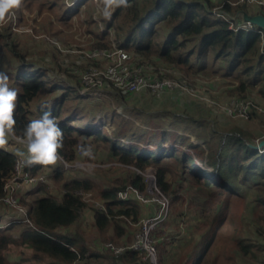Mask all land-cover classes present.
I'll return each mask as SVG.
<instances>
[{
  "label": "trees",
  "instance_id": "obj_1",
  "mask_svg": "<svg viewBox=\"0 0 264 264\" xmlns=\"http://www.w3.org/2000/svg\"><path fill=\"white\" fill-rule=\"evenodd\" d=\"M92 1L23 0L21 8L16 11L15 23L12 25L11 21L0 27V40H12L11 43L0 42L13 56L12 63L14 61L8 67L0 65V71L8 74L10 85L19 92L17 137L22 136L29 121L50 110L64 132L63 147L59 151L68 162L78 158L81 148L85 149L86 142L91 140L105 147L106 159L133 165L140 170L155 166L157 184L166 193L170 192L166 174L171 172V165L180 173L188 166L202 193L198 207L206 213L202 217L192 215L200 221L195 227L199 230L191 235L188 233L190 246L183 256L180 254L183 241L174 244L173 237L158 241L160 263L264 264V152L260 153L252 146L255 130L235 122L230 124L232 130L225 132L220 125L211 127L208 122L199 121L202 127L196 130L194 139L207 146V167L202 160L204 150L200 144L190 141L186 134L168 129L166 123L151 131L140 129L134 122L132 126L128 125L122 110L118 112L114 105L105 102V98L96 104H87L88 100L81 98L80 101L86 103L79 102L74 108L75 99L79 97L77 87L81 83L78 75L71 74L69 65L67 77L74 79L75 86L51 73L54 69H58L54 70L56 72L65 71L61 60L53 61L52 55L48 60L51 63L42 65L39 64L42 61L27 60L26 48L23 51L16 47L15 40L19 35L24 32L34 34V16L32 23L28 24L30 28L24 27L22 22L23 8L31 10L33 3L41 9L45 3L48 7L56 6L58 22H69L75 16L80 19V24L87 26L89 49L110 47L107 31L98 29L90 16L84 20L80 18ZM215 3L220 1L126 0V5L116 8L111 19L103 18V23L112 30L118 46L132 59L154 66L160 77L181 78L193 84L202 77H197L200 73L211 76L208 78L219 76L230 83L236 82L227 89L229 97L264 102V55L260 52V36L252 30L228 28V22L211 13ZM238 9L250 16L264 15V7L252 8L244 3L225 6V10L231 13ZM91 24L94 25L92 29ZM41 52L37 57L46 59ZM255 116L263 117L261 113L253 112L251 117ZM116 118L119 121L113 128ZM96 120L102 126L99 129ZM260 121L264 125L263 119ZM132 127L135 131L130 134L124 129ZM176 145L191 149L193 154ZM14 153L0 149V198L5 194L6 180L13 174ZM199 162L203 168L197 164ZM42 167L35 165L26 167V170L35 174ZM61 170H53V176L58 177ZM128 184L140 190L144 188V181L135 169L127 172L123 180L115 179L99 189V196L106 201L105 207L94 208L92 212L97 229L104 232L109 228L117 238L126 237L130 232L126 218L132 216L133 221L137 220L135 205L117 199V193ZM92 185L87 178L67 179L57 198L48 193L44 183L38 184V192L28 204L29 222L16 216L8 219V224L0 225V264H21L24 258L13 247L23 244L32 250V264H101L90 261L93 253L80 244L81 239L76 234L60 233V229L73 225L85 208V203L74 191L91 190ZM248 189H252L250 195ZM173 197L178 199L175 195ZM247 213L249 220L246 222ZM224 254L225 260L221 257ZM109 257L114 261L144 264L138 253L131 250ZM114 261L107 264H117Z\"/></svg>",
  "mask_w": 264,
  "mask_h": 264
},
{
  "label": "rangeland",
  "instance_id": "obj_2",
  "mask_svg": "<svg viewBox=\"0 0 264 264\" xmlns=\"http://www.w3.org/2000/svg\"><path fill=\"white\" fill-rule=\"evenodd\" d=\"M245 5L250 6L248 4ZM251 7L256 8L257 6ZM25 8L26 7L23 8L24 13L22 22L25 23L23 24V26L30 28L28 24L32 23L34 16L35 21L33 22L35 26V35L29 32L22 33L15 40L16 47H18L19 50L23 49V51H25L24 48H26L27 56L29 58L27 60L36 62L42 61L41 63H39L42 65H47L51 63L48 60L52 58V55L53 61L61 60L65 71L59 70L60 72H56L58 71V69H54L56 71L52 70L51 73L55 74L57 78H61V80H67L75 86L74 79L67 77V65H69V70L71 74L74 75H80L82 71L86 70L90 65H92V62L86 57H84L83 54V51L88 52L89 50L93 49H89L90 37L89 34L85 32L87 26L85 24L81 25L80 19H77L76 16L74 18H71L69 22H58L56 20V13L59 10L56 8V6L48 7L46 3L45 7L42 9L36 5L34 6V3L31 10L27 8V11ZM95 11L96 2H94L93 0L92 3H90L89 6L83 11L86 13H83L80 18L84 20V18L90 16L94 22V25L99 29L100 23L94 19ZM242 15L243 13H240L238 19H242ZM101 21L102 24H104L103 17H101ZM13 24L14 23L12 22V25ZM94 25L91 24L90 29H92ZM112 35H108L109 39L110 37H112ZM0 42L11 43L12 40L2 39L0 40ZM1 43L0 65L8 67V65L14 63V61L13 63L11 61V58H13V56L8 54V50H6ZM41 51L44 52L42 55L46 59L41 60V58L37 57L39 53H42ZM32 54L35 55L34 58L31 56ZM101 63L102 62H94L96 66H100ZM200 76L202 77L198 78V81H196V83H193L192 85L197 87L201 91H203V89L207 91L206 93L209 95V98L214 102L211 103L213 105L212 108L222 112L223 118L225 120L230 121L231 124L237 122L240 123V125L249 126V129L251 130H255V133L253 134L252 138L253 144H255L256 139L260 141L264 140V125L260 121V119H263L264 121V102L258 99L257 101L253 100L262 110H252L248 119L228 116L224 112V110H222L217 104H226L232 98L231 96H228L227 89L236 82L230 83L228 79H222L219 76H216L214 78H208L211 76L204 73H200V75H198L197 77ZM230 80L233 81L231 78ZM81 98L88 100L87 104H96L98 101L105 98V102H109L110 104L114 105L115 109L118 110V112L122 110L121 106L124 105L120 92L116 91L113 87L109 86H106L103 89L102 94L96 97H76V104L74 105V108L79 105V102H81L82 105L86 103L85 100L80 101ZM125 101L127 103L126 107H123V110L121 112H124L122 116H124L128 125L132 126V122H134L140 129H146L148 131H151L155 130L157 126L166 123L169 119L175 124L180 121L178 120V118L180 117L178 115L174 117L175 115H172L167 111L161 114V112L157 111L158 107L154 106V103L152 102L146 104V106L148 107V112H142L140 115L139 112L135 109V107L140 109L139 105H133L128 97H125ZM253 112L261 113L263 117L261 118L259 116H255L253 118L251 117ZM198 117L200 118L201 116ZM195 118L198 119L197 117ZM208 119V123L211 127L219 126V121H217L215 118L208 117ZM118 121V118H116L113 122V128L117 127ZM97 124L98 120H96V126ZM200 127H202L201 124H190V126L186 128L183 126L180 128H176L175 126H167L168 129H173L179 134H182V132L185 131L187 133L186 136L189 137L190 141L198 145L200 144V146L204 150L202 160L203 163L206 165L207 157L205 154L207 146L202 144L200 141L194 139L195 132ZM219 127L225 132L232 130L230 124H221ZM124 129L127 131L128 134L135 131L134 127L130 129ZM178 130L180 132H178ZM17 138L18 139L16 141L9 142L7 150L14 151V148L16 150L23 149V145L19 142V137ZM85 149H90L89 155H84L81 152L79 157L73 160L72 162L66 161L61 156L62 160L55 167L43 166L42 169L37 171V173L35 174H32L31 172L26 170V167L21 168L18 167L17 164V167L15 169L14 166L13 174L6 180L5 194L2 198H0V219H2L0 225L8 224V219L14 218L16 216L19 220L29 222L27 218L28 204L31 202V199L37 194L38 191H36V186L38 184L44 183L46 185L48 193L52 196L54 195L55 197L59 198L63 189L62 184L65 180L70 178H87L88 180L92 181L93 188L87 191L81 189H77L74 191V193L80 196L81 200L85 203V208L80 212L78 220L74 223L77 225H75L67 233L65 231L68 230L69 227L65 229H60V233L63 232L61 234H76L81 239L80 244L86 246L87 249L90 251L91 243L96 242L99 244V247L101 246L102 250H100L102 252L108 255L118 256L110 253L109 251H106L104 249V244L112 243L115 246H122L133 243L136 239V235L139 232L140 220L150 214H153L159 208L158 202L153 200V198H158L159 196H162L168 201L167 216L152 231L151 234V241L155 245L158 264H161L159 260L160 252L158 245V241L161 239L170 240V237H173L175 240L174 244L183 241L184 246L182 245L183 247H181L180 253L181 256H183L190 246L189 240L191 239L189 238L187 240V235H191V232H196L199 230L195 229V227L200 224V221L192 218V215L196 214L202 217V215L206 213V210L198 207L197 202L198 199L200 200L202 193L197 183L193 181L188 166H186L185 170L180 173V171L174 169V165H171V172H168L166 174V185L169 187L170 192L166 193L162 191L157 184L155 166L150 165L145 167L144 170H140L139 168H135L133 165H126L113 159H106V157H104L105 147L103 145H97L96 142L91 140L86 142ZM188 150L191 154H193L191 149L188 148ZM18 159L19 157L16 158V160ZM201 168H203V166ZM55 169L63 170H61L58 177L53 176V170ZM134 169L139 175H141L144 181V188L140 190L139 188L133 187L130 184L124 187L123 190H131V187L136 188L138 190H136L138 197L133 193H129L127 197L123 199L118 195L120 191L117 193V199L128 201L132 205H135V211L137 212V220L133 221L132 216L126 218V222L129 226L130 232L127 234L126 240L121 241L119 238L114 237L112 233H109V228L106 231L101 232L94 225L93 219L87 220V218L89 217V213L93 212L94 208L103 209V207H105L106 201L99 196V189L106 187L115 179L120 181L123 180V178L127 176V172H131ZM25 174H27L28 177L32 178L31 182H26L27 178L25 177ZM251 190L252 189L247 190V193L249 195L252 192ZM173 195L177 196L178 199L175 200ZM248 220L249 216L247 213V215L245 216V221L247 222ZM189 227L190 229L187 230V228ZM161 236H163V238ZM186 240L187 242H185ZM13 250L18 252V254H20L22 258H24L21 264H32V250L30 248L23 244L14 246ZM138 256L142 263L147 264L145 260L142 259V253H138ZM221 257L225 260V254Z\"/></svg>",
  "mask_w": 264,
  "mask_h": 264
},
{
  "label": "built area",
  "instance_id": "obj_3",
  "mask_svg": "<svg viewBox=\"0 0 264 264\" xmlns=\"http://www.w3.org/2000/svg\"><path fill=\"white\" fill-rule=\"evenodd\" d=\"M219 1L220 3H215L211 7V13H213L217 18L228 22V28L233 31L242 29L245 31L252 30L258 33L260 36V52L264 55V30L250 22L247 19L249 15L244 11L238 9L234 13H231L225 10L226 4L235 6L237 4L244 3L250 6L264 7V0ZM94 2H96L94 19L100 23L99 29L101 31L105 30L112 35V30L106 28V26L102 24L101 17L103 16L97 6V0H94ZM240 13H243L242 19H238ZM13 23H15V20H13ZM83 54L88 60L102 63L100 66L92 64L86 70L82 71L80 75L77 74L81 83L80 87H77V91L78 95L81 97H96L102 94V91L106 86H109L113 87L116 91L125 94H133L140 90H147L155 96L160 95L164 91L175 89L182 94H186L191 98L197 99L209 105L214 103L209 98L206 90L203 89V92L191 83H188V81L181 78L176 79L160 77L154 66L138 59H132L131 55L127 51L118 46L113 37H110V47L94 48L88 52L83 51ZM217 105L224 110L228 116L243 119H248L251 111L254 109L259 111L262 110L250 98L232 97L226 104ZM101 127V125H97L98 129ZM261 141L256 139L255 144L252 146L260 153H263L264 146H260ZM165 145L170 146L169 144ZM176 146L183 148L181 145ZM183 149L189 151L188 148ZM19 161L20 158L15 160V169ZM197 164L202 167L200 163ZM25 177L27 178L26 182L32 181V178L28 177L27 174H25ZM136 190L137 189L133 187H131V190H120L118 195L123 199H125L129 193H133L138 197ZM153 200L158 202L159 208L153 214H150L140 220L139 232L136 235L135 241L129 245L122 246H115L112 243L104 244V249L106 251H109L114 255H120L126 250H132L138 252L139 254L142 253V259L145 260L147 264H158L155 245L151 241V234L152 231L167 216L168 201L162 196L153 198Z\"/></svg>",
  "mask_w": 264,
  "mask_h": 264
},
{
  "label": "clouds",
  "instance_id": "obj_4",
  "mask_svg": "<svg viewBox=\"0 0 264 264\" xmlns=\"http://www.w3.org/2000/svg\"><path fill=\"white\" fill-rule=\"evenodd\" d=\"M23 0H0V27L8 25L14 20L16 11L21 8ZM126 5V0H97V6L104 19H111L116 8ZM19 92L12 87L7 73L0 71V149L7 150L10 141H16V106ZM64 132L59 122L50 110L29 121L19 137L23 149L14 154L20 158L18 167H32L40 165L55 167L62 157L60 149L63 147ZM84 155L90 154V149L81 148Z\"/></svg>",
  "mask_w": 264,
  "mask_h": 264
},
{
  "label": "crops",
  "instance_id": "obj_5",
  "mask_svg": "<svg viewBox=\"0 0 264 264\" xmlns=\"http://www.w3.org/2000/svg\"><path fill=\"white\" fill-rule=\"evenodd\" d=\"M125 97H128L133 105H139L140 109L136 108L135 109L139 112V114L141 115L142 112L146 113L148 112V107L146 106V104H148L149 102L154 103V106L158 107L157 111L161 112V114H163L165 111L169 112L172 115H175L174 117H176L177 115L180 116L178 118V120H180L179 122H177L176 124L173 121H170V119L166 122V126H175L176 128H180V127H188L194 124H200L198 123L199 121H203V122H209V118H215L217 121H219V125H227V124H231L230 121L225 120L223 118V114L222 112H220L217 109H213L212 105H209L207 103H204L202 101H198L197 99L191 98L186 94H182L179 91L173 89V90H167L164 91L163 93H161L158 96H155L153 94H151L149 91L147 90H140L138 92L131 94H122V100L124 102V105L121 106L122 110L123 107H126V101H125ZM118 98V97H117ZM121 105V104H120ZM156 111V112H157ZM174 112V113H172ZM124 113V112H122ZM198 116H201L200 118ZM152 117V116H151ZM172 117V118H174ZM190 117H197L198 119H191ZM223 121H222V120ZM178 132H180L178 130ZM182 134H187L185 131L182 132ZM14 151L16 152L17 150L14 148ZM89 219H93V214L90 212L89 213V217L87 218V220ZM75 225L74 224L72 226H70L68 228V230H66L65 232L67 233L70 229H72ZM109 233H112V230L109 229L108 230ZM63 233V232H61ZM121 241L126 240V237L124 238H119ZM101 246L99 247V244L96 242H92L91 243V253H93V256L90 258V261L93 263L96 262H100L101 264H107L110 262H113L114 260H112L111 257H109L108 254L102 252L101 250ZM99 255V257H94V255ZM101 254H103L104 256H102ZM114 262H116L117 264H130L128 261L126 260H115Z\"/></svg>",
  "mask_w": 264,
  "mask_h": 264
},
{
  "label": "water",
  "instance_id": "obj_6",
  "mask_svg": "<svg viewBox=\"0 0 264 264\" xmlns=\"http://www.w3.org/2000/svg\"><path fill=\"white\" fill-rule=\"evenodd\" d=\"M247 19L264 30V15L262 14H255L251 16L249 15ZM260 146H264V140L261 141Z\"/></svg>",
  "mask_w": 264,
  "mask_h": 264
}]
</instances>
